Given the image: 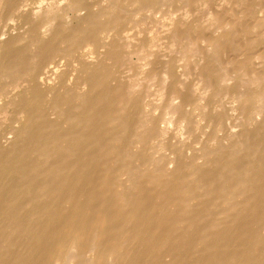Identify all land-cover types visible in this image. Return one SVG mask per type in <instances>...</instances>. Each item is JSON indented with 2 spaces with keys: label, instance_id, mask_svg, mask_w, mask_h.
Listing matches in <instances>:
<instances>
[{
  "label": "bare ground",
  "instance_id": "1",
  "mask_svg": "<svg viewBox=\"0 0 264 264\" xmlns=\"http://www.w3.org/2000/svg\"><path fill=\"white\" fill-rule=\"evenodd\" d=\"M0 25V264H264V0Z\"/></svg>",
  "mask_w": 264,
  "mask_h": 264
},
{
  "label": "rangeland",
  "instance_id": "2",
  "mask_svg": "<svg viewBox=\"0 0 264 264\" xmlns=\"http://www.w3.org/2000/svg\"><path fill=\"white\" fill-rule=\"evenodd\" d=\"M1 26V25H0ZM0 33H1V30H0ZM132 66V65H131ZM131 72L132 73H135V71H134V68H133V66H132V68H131ZM153 99V101H154V98H152ZM8 120H9V117H8ZM7 123V122H6ZM3 131L5 130V131H8V129H9V125H4V126H1L0 127ZM6 128V129H5ZM8 133V132H7ZM7 136V135H6ZM10 136V135H9Z\"/></svg>",
  "mask_w": 264,
  "mask_h": 264
}]
</instances>
